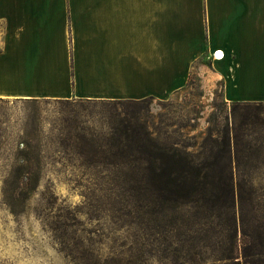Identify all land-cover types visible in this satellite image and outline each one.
<instances>
[{"label":"rangeland","instance_id":"obj_1","mask_svg":"<svg viewBox=\"0 0 264 264\" xmlns=\"http://www.w3.org/2000/svg\"><path fill=\"white\" fill-rule=\"evenodd\" d=\"M231 104L222 80L199 65L180 92L144 103L0 97V264H259L263 255L257 254L264 249L261 160L253 174L254 202L245 201L238 210L247 218L243 230L254 235L239 240L232 259L220 258L217 240L203 237L201 225L187 237L179 221L174 236L157 239L136 224H118L101 206L103 196L115 190L111 179L132 171L114 158L117 140L109 129L121 113L140 117L155 137L199 152L216 121L220 128L227 114L232 121ZM234 112L233 121L258 113L256 133L264 135V105H240ZM25 154L38 158L29 174L39 180L24 211L15 214L5 202V180L25 164Z\"/></svg>","mask_w":264,"mask_h":264},{"label":"crops","instance_id":"obj_2","mask_svg":"<svg viewBox=\"0 0 264 264\" xmlns=\"http://www.w3.org/2000/svg\"><path fill=\"white\" fill-rule=\"evenodd\" d=\"M196 65L264 101V0H0V97L168 98Z\"/></svg>","mask_w":264,"mask_h":264},{"label":"trees","instance_id":"obj_3","mask_svg":"<svg viewBox=\"0 0 264 264\" xmlns=\"http://www.w3.org/2000/svg\"><path fill=\"white\" fill-rule=\"evenodd\" d=\"M149 98L153 97L109 101L124 105L144 103ZM240 105L260 107L264 101H232V121L228 114L222 128L216 121L199 152L190 150V144L161 140L146 123L140 122V117L121 113L109 129L117 140L114 158L132 171L111 179L115 190L103 196L106 201L101 206L110 211L118 224H136L143 234L157 239L174 236L179 221L187 227V237L196 225H201L203 237L217 240L221 259L235 258L239 240L254 235L243 230L247 218L238 215V210L245 201L253 204V174L259 160L264 163V135L256 133L260 117L258 113H246L241 114V120L233 121L234 111ZM24 159L25 164L14 169V175L5 180V202L15 214L24 211V204L39 180L29 174L38 158L25 154ZM25 169L28 175L23 174ZM238 173L242 178L239 179ZM246 249L247 244L243 248L245 253ZM257 255H263L258 262L264 264V249Z\"/></svg>","mask_w":264,"mask_h":264},{"label":"built area","instance_id":"obj_4","mask_svg":"<svg viewBox=\"0 0 264 264\" xmlns=\"http://www.w3.org/2000/svg\"><path fill=\"white\" fill-rule=\"evenodd\" d=\"M216 57L219 58L220 56L217 55V52H216Z\"/></svg>","mask_w":264,"mask_h":264},{"label":"water","instance_id":"obj_5","mask_svg":"<svg viewBox=\"0 0 264 264\" xmlns=\"http://www.w3.org/2000/svg\"><path fill=\"white\" fill-rule=\"evenodd\" d=\"M217 53H218V55H219L221 52L218 51Z\"/></svg>","mask_w":264,"mask_h":264},{"label":"bare ground","instance_id":"obj_6","mask_svg":"<svg viewBox=\"0 0 264 264\" xmlns=\"http://www.w3.org/2000/svg\"><path fill=\"white\" fill-rule=\"evenodd\" d=\"M222 53L219 54V56H221Z\"/></svg>","mask_w":264,"mask_h":264}]
</instances>
